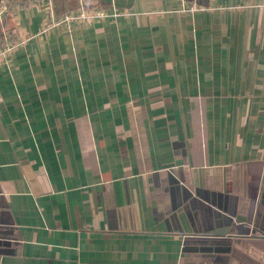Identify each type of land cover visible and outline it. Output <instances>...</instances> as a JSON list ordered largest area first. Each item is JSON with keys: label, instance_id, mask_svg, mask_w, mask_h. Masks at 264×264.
<instances>
[{"label": "crops", "instance_id": "obj_1", "mask_svg": "<svg viewBox=\"0 0 264 264\" xmlns=\"http://www.w3.org/2000/svg\"><path fill=\"white\" fill-rule=\"evenodd\" d=\"M28 2L0 60V264H264V0H113L45 34Z\"/></svg>", "mask_w": 264, "mask_h": 264}, {"label": "water", "instance_id": "obj_2", "mask_svg": "<svg viewBox=\"0 0 264 264\" xmlns=\"http://www.w3.org/2000/svg\"><path fill=\"white\" fill-rule=\"evenodd\" d=\"M18 6L24 4V0H16ZM36 6L43 14L48 24L58 21L63 18L65 15L71 13H80L82 11L91 12V11H106V10H119V8L111 0L110 3L99 5L97 2H92L90 0H83L76 7L68 8L65 10H57L55 0H32L31 2ZM16 34V22H15V10L11 9L6 12L0 19V45L6 40L5 38L8 35ZM217 217H220V214H216ZM230 222L229 218H224V223L227 224ZM194 234L191 236H186V242L184 244L186 252L192 251L188 246L191 243L201 242L200 240H221L226 236L225 232H214L207 235L196 236Z\"/></svg>", "mask_w": 264, "mask_h": 264}, {"label": "built area", "instance_id": "obj_3", "mask_svg": "<svg viewBox=\"0 0 264 264\" xmlns=\"http://www.w3.org/2000/svg\"><path fill=\"white\" fill-rule=\"evenodd\" d=\"M28 1L29 0H24V4ZM30 4L32 3L30 2ZM15 7H18L16 0H0V19L6 12H8L11 9H14ZM110 16H117V15L115 14V12H113V14H109L107 11H91V12L82 11L80 13H71V14L65 15L63 18L59 19L56 22H53L52 24H48L45 19L46 22L40 27L39 32L41 34H45L51 28L58 26L61 23L70 24L72 22H80V21H97V20H103ZM19 43L20 42H14V41L7 42L6 41L4 42V44H1L0 45V60L3 59L16 46L20 45Z\"/></svg>", "mask_w": 264, "mask_h": 264}, {"label": "rangeland", "instance_id": "obj_4", "mask_svg": "<svg viewBox=\"0 0 264 264\" xmlns=\"http://www.w3.org/2000/svg\"><path fill=\"white\" fill-rule=\"evenodd\" d=\"M29 2H27L26 4H28Z\"/></svg>", "mask_w": 264, "mask_h": 264}]
</instances>
